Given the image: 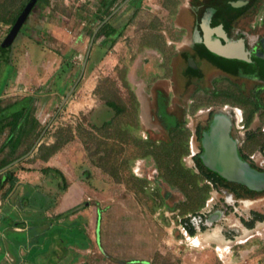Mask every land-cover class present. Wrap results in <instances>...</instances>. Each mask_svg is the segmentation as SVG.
I'll return each mask as SVG.
<instances>
[{
    "label": "rangeland",
    "instance_id": "374dc122",
    "mask_svg": "<svg viewBox=\"0 0 264 264\" xmlns=\"http://www.w3.org/2000/svg\"><path fill=\"white\" fill-rule=\"evenodd\" d=\"M100 1L39 0L10 51L7 55H0V100L6 104L28 95L36 98L33 105L35 115L43 131L46 128L41 144L55 142L58 135L65 137L72 134V139L60 148L57 155L66 162L71 177H90L95 189L84 196L82 204L85 206L86 201H91L97 203L100 210L98 243L94 240L90 248L71 247V250L68 244L73 237L65 238V229L59 227L55 231L60 233V240L57 239L54 245L45 244L42 251L35 250L38 246L37 238L30 237V248L19 250V256L24 258L22 264H264V235L258 231L235 233L238 238H232L229 233L221 235L214 231L208 232L205 226L203 232L195 229V233L190 234L187 230L189 237H185L180 225L195 211L191 209L193 205L190 195L183 188L169 184L161 174L158 177L155 169L158 168L157 159L154 155H145L148 141L154 145L156 142L170 143L173 135L176 141L181 137V134H176L178 130L170 128V124L166 125L175 121L174 116L163 113V109L161 117L158 114V84H153L155 76H150L149 80H152L149 82L144 80L148 68H151L150 72L162 70L156 66L154 59L146 61V41L151 43L150 38L154 32L175 24L176 16L180 12L185 13V9L180 8L184 0H141V7L135 10L122 5L109 20L119 29L116 41H105L103 35L95 38L83 78L55 116L82 70L91 32L100 23ZM122 2L117 0L113 8ZM165 2L170 5L176 2L175 6L172 4L174 8L171 12L164 8ZM10 27V24L0 22V45ZM30 38L44 48L37 65L30 61V51L27 49ZM180 63L181 75L186 65L183 61ZM135 65L136 85L126 80V74ZM25 66L29 70L24 71L23 82L17 83V74ZM162 82L160 85H168ZM181 82L179 94L176 96L171 92L167 110L177 115L190 137L197 125L205 121V114H198L200 109L216 108L228 100L234 101L228 92L242 96L253 90L256 84L255 81H247L246 85L240 81L216 84L212 76L201 83L194 79H182ZM60 83H68L65 91L58 89ZM135 90L142 92L143 105H146L142 107L139 102L137 110L131 94L132 91L136 93ZM109 100L123 107L122 112L117 113L109 106ZM80 101L84 104L82 110L75 108ZM103 108L108 109L107 119L98 115ZM188 113L193 114L192 121ZM53 117L52 125L48 126ZM263 121L264 114L258 113L251 123V132H258L259 124ZM5 137V134L0 136V144ZM244 149L253 153L259 146L254 143ZM37 152L38 149L33 154ZM5 154L6 151L0 152V157ZM138 159H144V177L153 179L152 182L158 186L155 190L148 186L144 177L138 178L133 174L131 167ZM31 163H34L33 157L18 166L15 173H19L22 168L27 169ZM183 164L196 174L201 173L192 162L183 160ZM137 171L141 173L140 169ZM157 178L162 179L161 186L157 185ZM202 182L203 179L200 185H206ZM18 192L15 191L11 197H4L0 193V200H3L0 202V212L13 203L11 200L21 191ZM256 206L264 210V200ZM21 210L19 205V214L30 216V213L24 214ZM80 211L79 206H76L73 215L76 218L83 217ZM184 211L187 213L183 214ZM3 223L0 221V228L4 226ZM206 232L213 241L200 245L193 242V238ZM229 238L232 241L229 247L231 250L223 256L217 250L218 243L224 239L228 242ZM8 245L0 243V264H18L17 257L10 251V247L7 248ZM64 255L65 259H60Z\"/></svg>",
    "mask_w": 264,
    "mask_h": 264
},
{
    "label": "crops",
    "instance_id": "0c3cea01",
    "mask_svg": "<svg viewBox=\"0 0 264 264\" xmlns=\"http://www.w3.org/2000/svg\"><path fill=\"white\" fill-rule=\"evenodd\" d=\"M124 1L125 0H123V2ZM138 2L139 4H135L136 1L130 0L125 5H128V7H133V9L135 10L141 7L142 1L138 0ZM217 2L219 4L222 3L223 6H227V8L229 7L230 9H233V10L235 9L236 12H240L238 7L245 4L247 1L246 0H184L182 1L180 8L185 9V13L180 12V14L176 16L175 24H173L174 26L170 25V28H162L158 32H154L152 34L153 37L150 38L152 42L149 43L148 42L149 40L146 41L145 52L148 53L146 57V61L154 59L156 61V66H160L162 70H160L159 72L157 71L150 72L151 68H148L146 70V75H145L146 78L144 81L149 82L150 80H152V79L149 80V77L151 76L152 78V76H155L154 77L155 79H153V84H156V85L158 84V86L156 87V92H157L156 100H157L158 107L160 108L158 114L161 117L162 109H163L164 111L163 113H167V114L174 116L175 118L174 122L166 123V125L170 124V128L174 129L178 125H181V122L177 118V115L167 110L168 109L167 107H169L168 100L171 95V92L173 91L172 93L177 96L179 94L180 86L182 85L179 82H177V78H176V76L178 75V71L176 69L181 67L180 61H182L181 58L179 57L181 53V49H182L181 46H184L185 43H188L189 45V43L193 42L192 40L193 28L197 26L200 17L202 18L201 19V24H202V20L204 17L202 14L204 11L206 12L209 10L211 11L208 24L210 25V27L212 26L211 25L212 16H213L212 13L216 11L215 4ZM172 4L175 6L176 2H172ZM172 4L170 5L169 3L165 2L164 8H166V10L171 12L172 9L174 8ZM255 15H256L255 19L257 17L260 18L262 15H264V0L260 1L259 6H257L255 10ZM217 21L213 20V24L217 25L218 24ZM220 25H222V27L224 28L223 24H220ZM148 29L151 30L154 28H147V30ZM195 29L198 30L197 27ZM210 32H212L213 34V32H215V29L214 31L211 30ZM171 37H173L174 39H171ZM32 38L28 40L30 41V43L27 44V49H29L30 51L29 53V56L31 58L30 61L34 65H37L39 61L41 60V56H42V52L44 51V48L40 44L35 42L34 39ZM198 44H199L198 40L194 39L193 46L196 47L198 46ZM208 50L212 53H215L212 50H210L209 47H208ZM137 60L138 59H136V61ZM140 61H142L141 58H140ZM136 67L137 66L135 65L126 74V80L130 82L131 84L133 83L135 85L137 83ZM27 70H29L28 67H26L23 71L22 69L19 70V73L17 74V78L15 80L17 83L20 81L23 82L22 79L24 77L23 76L24 71H27ZM158 75H161V77ZM162 76L164 78H162ZM161 82L164 84H168V85L166 86L160 85ZM6 88H7V85H6ZM133 93L136 96L138 104L140 102V105L142 106L144 103L143 102L144 96H142L143 95L142 92L136 91V93L135 92ZM83 105H84L83 102L80 101L79 105L75 106V108L78 107L77 109L82 110V108L84 107ZM143 106H146V105L144 104ZM144 111H145V108L143 109V112ZM98 115H100L102 119H107L109 115L108 109H105V108L100 109ZM187 115H189L188 117L194 118L193 114L188 113ZM190 139L191 138L189 136L188 138L189 152H187L182 158V160L187 161V162H189ZM47 144H51V143H47ZM32 155L33 156L31 157L35 156V154H32ZM144 159L142 160L138 159L137 161L135 160V164L131 167L133 174H135V176H137L138 178L144 177L143 171L145 170V165H146ZM45 168H52L53 170H58L60 174L64 176V178L67 181V185L65 189H62L60 188V186H58L60 175L57 174L56 171L47 174L44 172ZM68 169L69 167L66 165V162L62 159L60 155H57L56 153L53 156H51L48 160H43V159L38 158L34 161V163L29 164L27 169L22 168L19 171V173L18 172L16 173L18 178L20 177L21 179H18V183L16 187L9 194L8 197H11L15 193V191H19V192L21 191V192L20 193L18 192L19 196L17 195L15 199L13 197L14 200H11L13 201V203H11L10 206L6 210L2 209L0 212V221L4 222L3 223L4 226L0 228V243L3 244V242H5L9 244L7 248L10 247L9 248L10 251L17 257L18 264L19 263L22 264V261L24 259L23 257L19 256V250L22 248H26V249L30 248V245H29L30 237L37 238L36 243L38 246L35 248V250L37 249V251H42L43 248L45 247V244L52 243L54 245L55 243H57V239L60 240L59 239L60 233L55 231L59 229V227H62L63 230L65 229L64 230L65 232L63 231V236L65 238L73 237L72 239L69 240V244H68V248H70L71 250H72L71 247L90 248L94 240L98 243L97 239L100 235L99 234V231H100L99 207L97 203L95 204L91 201H86L85 206L82 204L84 203L83 202L85 199L84 196L86 194L92 193L93 189H95L92 186V183H91L92 180L90 179V177L87 179H80L75 174H74L75 175L74 177H71L69 175L70 171ZM139 169L141 173L137 171ZM155 169H156L157 176L159 177L160 176L159 169L158 168H155ZM146 177L147 176H145L144 179H146V181L148 182V183L146 182L148 186H150L152 190H155V188L158 186L154 184V181L152 182L153 179L151 180L150 178L148 177L146 178ZM160 181L162 182V179L157 178V182H158L157 185L161 186ZM202 183L208 184L205 182V178L203 179ZM29 184L33 188L39 189L43 191L44 193L52 194L54 196L56 195L55 199H53V202L49 204L46 210L45 209L42 210L37 206L31 205L28 203L27 200L24 201L22 199L28 191V188L26 187V185H29ZM48 185L52 187H49ZM213 188L214 187L211 186L209 197L207 198L206 203L201 207L200 210H203L206 207V205H208V203L211 201V199L214 198L213 196L214 194L212 193L214 192ZM2 201L3 200L1 199L0 202ZM8 201H9V198H8ZM4 204H6V199L4 201ZM19 205H20V209H22L21 211H23L24 214L30 213L28 214L30 216L23 217V214H19V212L17 211ZM76 206H79V209L81 210L80 213H83V217L78 216L76 218L75 215H73L76 212V210L72 211L71 213L69 212L70 210L76 208ZM49 216L50 217L53 216V218H50ZM4 218H6L7 220L4 221ZM36 219L38 220V222L34 223L33 221ZM14 222H22V223L17 225ZM75 228L81 229L80 236H76V231L74 230ZM76 238H81L82 240L79 241ZM210 241H213V240H210ZM81 244H83L84 246ZM53 248H55V246H53ZM65 257L66 255H64V257H61L60 259H65Z\"/></svg>",
    "mask_w": 264,
    "mask_h": 264
},
{
    "label": "flooded vegetation",
    "instance_id": "af4514ba",
    "mask_svg": "<svg viewBox=\"0 0 264 264\" xmlns=\"http://www.w3.org/2000/svg\"><path fill=\"white\" fill-rule=\"evenodd\" d=\"M246 1L238 7L240 12L217 2L218 4H215L217 12L212 13V26L208 29L203 27L200 17L196 26L199 31L195 29L196 27L193 28V42L189 43L190 46L188 43L181 46L179 57L186 66L181 75L180 69H176L177 82L180 84L182 79L188 81L194 79L201 83L209 76H212L216 84L240 81L246 85L247 81L256 82L253 90L251 89L248 94L238 96L228 92L229 97L234 101L228 100L216 108L199 110L198 114H205V121L197 125L196 131L190 137V141L193 139L199 149L193 159L195 165L201 150L202 133L208 127L213 115L222 111L232 119L231 134L237 140L243 157L254 167L264 171V121L259 124L258 132H251V123L256 115L264 114V15L255 19V10L263 0ZM213 20H218V24H213ZM220 24L224 25L223 30H215L212 39L222 41L223 44H230L231 50L228 55L215 54L208 50L206 36ZM194 39L199 42L196 47L193 46ZM257 104L261 107L255 109ZM243 106L246 108L244 109ZM250 115H252L251 120H249ZM189 118L193 120L192 117ZM254 143L259 146L258 150L249 153L244 149ZM213 190V200L200 210L192 221L196 230L202 231L207 226L208 232H213L215 228L220 227L221 235L229 233L232 234V238H238L235 233L249 234L255 231L259 224L264 225V210L256 206L264 200V190H252L241 183L226 181L222 177L219 184L214 183ZM219 210L222 211V216L211 223L209 216ZM224 240L227 241V239ZM228 242H232L230 238Z\"/></svg>",
    "mask_w": 264,
    "mask_h": 264
},
{
    "label": "trees",
    "instance_id": "16d2710c",
    "mask_svg": "<svg viewBox=\"0 0 264 264\" xmlns=\"http://www.w3.org/2000/svg\"><path fill=\"white\" fill-rule=\"evenodd\" d=\"M28 1L29 0H0V22H4L12 26ZM116 1L117 0L100 1L99 6H101L100 10L102 13L99 17L100 23L108 15H110L115 8H117V6L113 8ZM132 1H136V4H139L138 0ZM93 32H91V34H93ZM102 35L105 37V41L113 43L119 35V29L114 27L112 23L108 21L99 29L96 37H100ZM10 49L11 47L6 49L0 45V55H7ZM64 67H66L65 64ZM67 86L68 83H60L58 89L65 91ZM131 94L137 110L138 102L136 96L133 92H131ZM35 99L36 98L34 96H28L21 100L6 104H3L2 100H0V136L4 134L6 135L3 142L0 144V152L6 151V154L0 157V169L28 153L43 132L42 124L35 115V107L33 106ZM107 103L117 113L122 112L124 109L114 101L109 100ZM259 107H261V105L257 104L255 109ZM251 117L252 115L249 116V120H251ZM175 130H178L176 134H181L179 141L175 140V135L172 136L173 138L170 143L163 142L162 144L154 143V145H152L151 141H148L147 145H145L147 150L145 155L155 156L158 161L159 172L165 181L171 185H177L189 193L190 202L193 205L191 209H195L194 214H196L198 212L197 209L204 205V202L211 190V186L208 184L200 185V180L208 178L214 181L215 184H219L221 177L217 173L208 169L202 163L199 156L197 158L196 165L200 169V174H196L192 169H187L184 166L182 158L187 152H189V133L181 125H178ZM72 137V134L65 137L58 135L55 142L51 144H41L38 148V152L33 157L34 161L38 158L48 160L51 156L56 154L67 141L71 140ZM151 145L153 146L152 148H150ZM30 159L31 156L25 160H21L16 165L0 173V193H2V196H9V194L14 190L19 179L15 173V169ZM55 171L60 175L58 186L65 189L67 181L58 170H53L52 168L44 169V172L47 174ZM137 180L139 179L137 178ZM26 187L28 188V191L22 199L24 201L27 200L29 204L37 206L42 210H46L49 204L52 203L53 199L56 197V195L54 196L52 194L44 193L39 189H35L30 184L26 185ZM140 188H142V185ZM74 210H76V208L70 210L69 212L71 213ZM182 213L186 214L187 212L184 211ZM6 220L7 219L4 218V221ZM33 222L36 223L38 220L36 219ZM14 223L19 225L22 222ZM183 223H185L190 234L195 233V227L190 217L185 218ZM76 236H80V231H76Z\"/></svg>",
    "mask_w": 264,
    "mask_h": 264
},
{
    "label": "water",
    "instance_id": "95a60500",
    "mask_svg": "<svg viewBox=\"0 0 264 264\" xmlns=\"http://www.w3.org/2000/svg\"><path fill=\"white\" fill-rule=\"evenodd\" d=\"M38 0H29L24 7L23 11L18 16L15 23L11 26V29L5 39L2 42V47L8 49L12 46L16 37L18 36L21 28L28 20L33 8L35 7ZM130 0H125L122 4H120L113 12L108 15L94 30L89 50L85 56L84 63L82 65V70L79 74V77L71 86L69 91L66 93L63 98L55 116L58 114L60 109L68 102L70 96L73 94L76 89L78 83L83 78L88 58L90 56V52L92 49V45L96 38V35L99 29L110 20V18L117 12V10L122 7V5L126 4ZM211 15V11H207L202 20V26L209 28V16ZM220 29L223 30L222 25H219L215 30ZM207 46L210 50L215 53H224L228 55L231 46L230 44H223L222 41L212 39V33L206 36ZM54 116V117H55ZM54 117L49 122L48 126L53 122ZM47 126V127H48ZM232 127V119L225 112L218 111L216 112L208 127L203 131L201 137V150L198 154L202 163L211 171L217 173L220 177L225 179L226 181H234L241 183L252 190H264V171L259 170L254 167L248 160H246L240 152V148L238 146L237 140L233 138L231 134ZM46 128L41 133L39 138L36 140L35 144L31 148V150L10 164L6 165L2 169H0V173L7 170L8 168L16 165L21 160L28 158L31 156L35 150L41 145L42 137L45 133ZM222 211L214 212L209 216V221L211 223L220 219L222 216Z\"/></svg>",
    "mask_w": 264,
    "mask_h": 264
},
{
    "label": "bare ground",
    "instance_id": "6f19581e",
    "mask_svg": "<svg viewBox=\"0 0 264 264\" xmlns=\"http://www.w3.org/2000/svg\"><path fill=\"white\" fill-rule=\"evenodd\" d=\"M213 231L215 233H219L220 234V227L215 228ZM255 231H258L261 235H264V225H262V224L258 225V227L255 229ZM210 238H211V235L209 233H207V232L206 233H201L196 238H193V242L195 244H199L200 245L201 243H207V241L209 242L211 240ZM230 244H231V242L220 241L218 243V249H217V250H219V254L224 256L228 252Z\"/></svg>",
    "mask_w": 264,
    "mask_h": 264
},
{
    "label": "built area",
    "instance_id": "2783aa9c",
    "mask_svg": "<svg viewBox=\"0 0 264 264\" xmlns=\"http://www.w3.org/2000/svg\"><path fill=\"white\" fill-rule=\"evenodd\" d=\"M53 123V122H52ZM52 123L50 124V125H52ZM198 151H199V149L197 148V146L195 145V143H194V140L192 139L191 141H190V154H189V163H193V159H194V156L198 153ZM197 171H199V170H197ZM205 182L206 183H208V184H210L212 187H214V183H213V181L212 180H210V179H208V178H206L205 179ZM214 189V188H213ZM214 191V190H213ZM213 193V192H212ZM213 195V194H212ZM214 196V195H213ZM213 199V198H212ZM211 199V200H212ZM198 213L199 212H197L196 214H190L189 215V217L191 218V220L193 221L196 217H197V215H198ZM182 223H183V221H182ZM181 223V225H180V227L182 226V232H183V234L185 235V237H189V234H188V229H187V227H186V225H185V223H183L182 224ZM230 248H231V246H230ZM229 248V252H230V249ZM227 254V253H226ZM225 254V255H226Z\"/></svg>",
    "mask_w": 264,
    "mask_h": 264
}]
</instances>
